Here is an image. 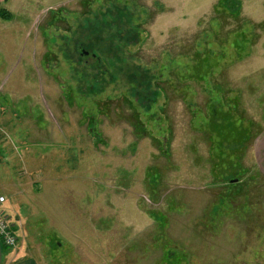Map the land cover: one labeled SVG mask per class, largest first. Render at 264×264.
I'll return each mask as SVG.
<instances>
[{"label":"rangeland","instance_id":"1","mask_svg":"<svg viewBox=\"0 0 264 264\" xmlns=\"http://www.w3.org/2000/svg\"><path fill=\"white\" fill-rule=\"evenodd\" d=\"M240 1L0 0L22 260L264 264V0Z\"/></svg>","mask_w":264,"mask_h":264},{"label":"built area","instance_id":"2","mask_svg":"<svg viewBox=\"0 0 264 264\" xmlns=\"http://www.w3.org/2000/svg\"><path fill=\"white\" fill-rule=\"evenodd\" d=\"M5 202L3 196H0V206ZM15 224L11 218L6 215V211L0 208V241L7 248H15L18 243V238L15 232Z\"/></svg>","mask_w":264,"mask_h":264},{"label":"trees","instance_id":"3","mask_svg":"<svg viewBox=\"0 0 264 264\" xmlns=\"http://www.w3.org/2000/svg\"><path fill=\"white\" fill-rule=\"evenodd\" d=\"M219 9L222 12L228 13L230 15H238L241 9V1L240 0H218L217 6H215L214 11L217 13V15H223V13L219 11ZM11 18H12L11 14L5 10V8L2 6L0 2V20H9ZM8 250L10 249L2 245L3 254L7 252Z\"/></svg>","mask_w":264,"mask_h":264},{"label":"crops","instance_id":"4","mask_svg":"<svg viewBox=\"0 0 264 264\" xmlns=\"http://www.w3.org/2000/svg\"><path fill=\"white\" fill-rule=\"evenodd\" d=\"M1 195L2 193H0V196ZM0 208L2 209V206H0ZM3 210L7 212V209H3ZM27 257L28 254L25 252L24 248L23 247L20 248V246H18L13 250H8L3 254L2 264H37L36 261L34 262L33 259L31 258H29L28 260H22Z\"/></svg>","mask_w":264,"mask_h":264},{"label":"water","instance_id":"5","mask_svg":"<svg viewBox=\"0 0 264 264\" xmlns=\"http://www.w3.org/2000/svg\"><path fill=\"white\" fill-rule=\"evenodd\" d=\"M2 261H3V255H2V247L0 244V264H2Z\"/></svg>","mask_w":264,"mask_h":264}]
</instances>
